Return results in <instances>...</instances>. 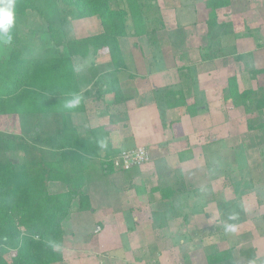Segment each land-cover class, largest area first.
Returning <instances> with one entry per match:
<instances>
[{
	"label": "trees",
	"instance_id": "obj_1",
	"mask_svg": "<svg viewBox=\"0 0 264 264\" xmlns=\"http://www.w3.org/2000/svg\"><path fill=\"white\" fill-rule=\"evenodd\" d=\"M55 1L71 10L74 20L98 18L101 32L66 40L60 27L55 28L49 21L47 32L57 47V55L30 58L13 48L8 56L0 58V116L16 115L20 123L33 120L29 139L0 131V264H61L62 254L56 248L63 245L65 221L74 209L84 211L90 208L86 187L94 178L89 163L103 152L101 173L115 171L112 159L119 152L108 148L106 128L91 129L85 138L79 137L78 140L71 116L84 113L85 103L100 100L107 93L114 95V104H123L132 97L121 90L115 76L105 83H94L93 89L81 93L76 60L106 51L112 71L117 73L126 65L120 39L140 33L149 23L146 17L150 9L152 27L149 33L143 30L146 36L153 35L162 27L156 0ZM230 4V0L204 2L208 11L204 22L206 33L219 47L213 54L214 58L222 55L221 50L228 43H235L232 24L217 22V10ZM14 13L11 40L6 42L9 44L18 39L19 25L29 14L44 16L36 0H15ZM202 57L208 59L206 50L202 51ZM237 57L242 59L240 55ZM177 71L182 72L181 77L184 76L183 84L153 91L162 126L167 130L174 122H164L165 109L182 107L190 117L198 111L195 103H186L184 95L185 90L195 83V78L189 69L179 68ZM261 74H264V69H244L240 76L243 89L239 87V79L230 76L223 88V98L229 100L234 108L241 107L245 114H257L261 118L264 88H252L250 85ZM247 128L264 133L261 120L258 124L248 120ZM261 137H257L258 142ZM261 141L264 142V138ZM178 159H183L181 153ZM233 250L229 248L208 256V264H218L231 258ZM8 254L13 255L11 261L7 260Z\"/></svg>",
	"mask_w": 264,
	"mask_h": 264
},
{
	"label": "rangeland",
	"instance_id": "obj_2",
	"mask_svg": "<svg viewBox=\"0 0 264 264\" xmlns=\"http://www.w3.org/2000/svg\"><path fill=\"white\" fill-rule=\"evenodd\" d=\"M205 1L156 0L162 19L161 29L153 35L150 33L146 36L152 27V9H150L146 17L149 23L143 29L147 33L145 34L141 30L136 36L129 35L124 39H120V46L124 54V62L128 68L127 73L136 74L131 69L133 57L130 53L132 50L138 52V49H140L146 68L145 73L148 74L147 71L152 70V64L156 68V61H159L160 64L163 62L166 66L173 67L176 70L178 82L175 86L184 82V76L181 77L180 75L182 72L178 73L177 69L183 68L182 66L187 64L180 54L182 52L186 53L188 60L193 61L198 59L196 58L198 51L201 55L202 51L206 50L208 59L202 57V62L215 65L216 70L219 71V77L208 80V82L214 81L215 84H218L217 81H219L218 85L221 88L217 90L220 102L213 106L212 110L218 113L222 111L225 114H221L222 120H217L219 121L217 122L219 127L217 134H213V138L216 135L219 137V143L214 142L210 143L208 147H203L201 143L204 146L206 145L201 135L196 134L195 137L184 138V147L190 146L192 142L196 143L199 139L196 145L194 144L192 147V149H195L194 152L191 149L187 153L184 151L188 157H185L184 160L195 158L200 161L205 178L204 182L198 179L196 183H194L195 181L188 183V192L180 193L182 194L180 199L183 206L179 207L186 211V204L188 203L191 211L199 212V209L206 204L218 206V218L215 227L218 230L219 238L215 240L219 244L212 251L214 254H219L229 248L234 249L232 257L219 264H264V142L261 141L264 138V133L260 134L247 128L248 120L255 124H258V121L261 120L264 124V111L261 118L257 114L247 115L241 107L234 108L232 104L225 103L223 98V86H226V81L230 76H236L239 79L240 89H243L244 84L241 82L240 76L244 69L248 67L264 69V50L260 49V46L264 45V0H230L229 7H222L217 10V22H230L233 33L236 35L235 43L233 45L228 43V46L221 50L222 55L218 58H214L213 54L219 50V47L215 44V41L208 38L204 26L208 14L204 6ZM36 5L44 12V16L38 17L35 14H29L19 25L18 39L13 44L0 40V58L8 56L13 48L18 49L23 56L30 58L57 55V47L47 32V22L49 21L54 24L55 28L60 27V31L66 40L93 36L96 32L101 31L98 18L74 20L72 11L64 8L55 0H36ZM242 38L252 39L254 50L246 52L247 48L252 46L249 43L244 48L241 45L236 47L237 41ZM59 49L63 52L62 46ZM151 53L152 58L149 59ZM97 55H99L98 59H96ZM97 55L84 60H76L77 70H82L81 73L85 72L87 75L82 81L85 83L89 81V84L85 85L87 88L82 85L86 88L85 92L93 89L94 83H105L114 76L118 80V73L121 72L114 73L112 71L109 59L108 64L111 68L109 74L100 75V70L103 69L100 67L105 62L104 58L109 56L106 51H100ZM238 55L242 57L241 60L238 59ZM96 64L98 65L95 66ZM191 75L195 76L194 72ZM250 85L252 88H264V74L257 76L255 80L250 82ZM93 102L90 111H109L102 98ZM87 103H90V101ZM120 107L119 104L113 103L111 109H114V113L110 112L107 115L115 120V117L119 115L115 112H120L115 109H120ZM228 108L231 111V116L228 114ZM101 114L105 115L104 113ZM71 118L73 126L75 116H71ZM32 122L31 119L20 123L19 117L16 115L0 116V131L16 133L25 139H29V135L33 130ZM212 132L210 131V133ZM257 134L260 135L257 136ZM260 136L263 137L258 142L257 137ZM102 154L99 153L100 157L89 163L90 168L93 165L96 166L91 169L95 180L92 179V181L94 180L93 183L86 187L90 205L89 210L76 211L74 209L64 223L65 238L63 245L56 248L58 252H63L64 255L61 264H98L100 260L104 261V256L101 257L97 248H89L88 243L93 240L94 246L96 244L100 247L102 235L98 229L107 218L104 213H99L96 216V207L100 210L104 205L107 206L110 202L114 203L109 196L103 195L99 185L100 179L104 178L102 180L107 183L110 178H113L109 177L108 173L102 174L98 167L101 159L104 158ZM115 173L119 172L113 171L112 174ZM117 176L121 175L118 174ZM212 177H215L214 183H211L213 188L207 182V179ZM112 182L111 184L107 183L110 188L116 184L115 180ZM93 184H95L94 190L91 191ZM203 184H205V188ZM191 200H194V202H191ZM225 240L227 243L224 242ZM12 256V254H8L7 260L11 261Z\"/></svg>",
	"mask_w": 264,
	"mask_h": 264
},
{
	"label": "crops",
	"instance_id": "obj_3",
	"mask_svg": "<svg viewBox=\"0 0 264 264\" xmlns=\"http://www.w3.org/2000/svg\"><path fill=\"white\" fill-rule=\"evenodd\" d=\"M248 43L252 45V39L242 38L237 41L236 47L241 45L244 48ZM260 49L264 50V45L260 46ZM252 50H254L253 45L247 48L246 52ZM130 54L133 57L131 69L136 74L127 73L128 68L125 65L124 69L118 73V83L121 90L127 92L132 98L123 104L120 103V109H115L120 111L115 112L119 114L115 117L116 119L107 115L110 112L114 113V109H111L114 101L112 93H107L102 97L108 112L105 109H102L105 110L104 112L90 111L94 104L90 100V103H85L84 113L72 115L75 116L73 126L77 130L78 140L79 137L80 139L85 138L89 130L102 126L109 133L108 148L111 150L120 152L123 149L141 145L150 155V162L141 168H133L117 174L108 173L109 177L113 178H110L107 183L111 184L112 181H116L112 188L102 180L104 178L99 180L103 195L109 196L114 203L110 202L100 210L96 207V216L104 213L107 218L98 229L102 235L100 247L96 244L94 246L93 240H90L89 248H97L101 257L104 256V261L100 260L98 264H207L206 257L214 255L212 249L218 247L219 244L216 242L219 235L215 227L218 206L206 204L199 209V212L191 211L188 203L186 211L179 206H183L180 193L188 192V183L193 181L196 183L198 179L204 182L205 178L200 161L195 158L184 160L190 149L192 152L195 151L192 147L199 139L196 138V143L192 142L190 146L184 147V138L195 137L196 134L201 135L206 145L201 143L203 147L220 141L217 135V138H213V134L219 127L217 120H222L221 114L225 112L218 113L213 111L212 107L220 102L217 90L221 88L218 85L219 81H217L218 84L214 81L208 82V80L217 78L219 71L216 70L215 65L202 62L199 51L196 56L198 59L193 61L188 60L186 53L180 54L183 61L187 63L182 67L189 69L192 74L194 72L195 75L193 76L195 83L186 90L184 89L186 103L188 105L199 104L200 108L194 117H190L188 111L182 107L165 109L164 122H174L167 130L162 126V118H160V112L154 101L153 91L175 86L178 82L176 70L166 66L163 62L160 64L156 61V68L152 64V70L147 71L148 74H146L140 49L138 52L132 50ZM98 58L99 55L96 59ZM150 58H152V53ZM104 59L105 62L100 67L103 68L102 71L100 70V75L109 74V69H111L108 64L109 57ZM81 72L82 70H77L80 91L84 93L87 88L85 85L89 84V81L86 83L82 81L87 75ZM225 103L231 104L227 99ZM230 113L229 110V116H231ZM210 131L213 132L210 133ZM187 149L188 151H185ZM180 153L182 160L178 159ZM94 167L96 166L93 165L91 169ZM118 174L121 176H117ZM214 178L207 179V182L211 185L214 183ZM94 185L90 186L91 191L94 190ZM203 185L205 188V184ZM211 187L213 188L212 185ZM224 242L227 243L226 240ZM60 253L64 259L63 252Z\"/></svg>",
	"mask_w": 264,
	"mask_h": 264
},
{
	"label": "built area",
	"instance_id": "obj_4",
	"mask_svg": "<svg viewBox=\"0 0 264 264\" xmlns=\"http://www.w3.org/2000/svg\"><path fill=\"white\" fill-rule=\"evenodd\" d=\"M150 162V155L144 146L121 150L113 159L112 167L118 172H127Z\"/></svg>",
	"mask_w": 264,
	"mask_h": 264
},
{
	"label": "clouds",
	"instance_id": "obj_5",
	"mask_svg": "<svg viewBox=\"0 0 264 264\" xmlns=\"http://www.w3.org/2000/svg\"><path fill=\"white\" fill-rule=\"evenodd\" d=\"M14 8L15 0H0V40L5 42L11 40V29L15 19Z\"/></svg>",
	"mask_w": 264,
	"mask_h": 264
},
{
	"label": "water",
	"instance_id": "obj_6",
	"mask_svg": "<svg viewBox=\"0 0 264 264\" xmlns=\"http://www.w3.org/2000/svg\"><path fill=\"white\" fill-rule=\"evenodd\" d=\"M62 49V48H61Z\"/></svg>",
	"mask_w": 264,
	"mask_h": 264
}]
</instances>
